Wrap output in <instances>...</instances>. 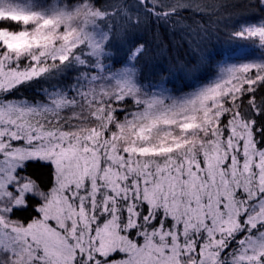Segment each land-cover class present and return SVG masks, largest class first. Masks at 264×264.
<instances>
[{
    "label": "snow or ice",
    "instance_id": "1",
    "mask_svg": "<svg viewBox=\"0 0 264 264\" xmlns=\"http://www.w3.org/2000/svg\"><path fill=\"white\" fill-rule=\"evenodd\" d=\"M239 7L0 0V264H264V0L228 32L260 54L208 78L209 30L191 31L190 91L130 43L141 14Z\"/></svg>",
    "mask_w": 264,
    "mask_h": 264
},
{
    "label": "trees",
    "instance_id": "2",
    "mask_svg": "<svg viewBox=\"0 0 264 264\" xmlns=\"http://www.w3.org/2000/svg\"><path fill=\"white\" fill-rule=\"evenodd\" d=\"M129 4H135L136 0H127ZM195 2L206 4H239V8L219 9L216 14H200L192 10L182 13L179 26H173L171 22L164 23L152 17L141 14L140 23L131 30L130 43H142L146 49L141 57V64L149 72L155 73L157 77H166V86L172 89L181 87L183 91L190 88L183 87L187 82L184 65L195 64L198 53L195 42L191 40V31L199 30L201 26L208 28L209 38L200 47L204 49V55L208 58L207 68L209 70L205 78L214 71L215 65L222 61L233 62L241 59H251L260 54L259 41L232 39L228 35L229 30L237 20L247 19L249 22H258L259 9H248L243 7L256 0H195ZM230 13H234L230 15ZM124 49L115 52L114 62L122 60ZM119 66V63H116ZM31 90L21 98H31ZM28 172L41 183L48 181V170L37 163H30ZM20 215H26L21 213Z\"/></svg>",
    "mask_w": 264,
    "mask_h": 264
},
{
    "label": "rangeland",
    "instance_id": "3",
    "mask_svg": "<svg viewBox=\"0 0 264 264\" xmlns=\"http://www.w3.org/2000/svg\"><path fill=\"white\" fill-rule=\"evenodd\" d=\"M229 63H231V62L229 61Z\"/></svg>",
    "mask_w": 264,
    "mask_h": 264
}]
</instances>
